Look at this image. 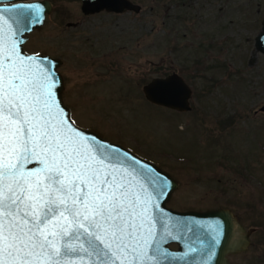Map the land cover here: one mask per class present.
Returning <instances> with one entry per match:
<instances>
[{
    "label": "rangeland",
    "instance_id": "1",
    "mask_svg": "<svg viewBox=\"0 0 264 264\" xmlns=\"http://www.w3.org/2000/svg\"><path fill=\"white\" fill-rule=\"evenodd\" d=\"M51 1L26 49L62 60L74 121L170 172L180 186L168 205L232 208L256 228L235 264H264V53L255 47L264 0H133L139 13L94 15L81 0ZM177 10L191 18L166 27ZM172 72L193 88L189 111L145 96L146 83Z\"/></svg>",
    "mask_w": 264,
    "mask_h": 264
},
{
    "label": "snow or ice",
    "instance_id": "2",
    "mask_svg": "<svg viewBox=\"0 0 264 264\" xmlns=\"http://www.w3.org/2000/svg\"><path fill=\"white\" fill-rule=\"evenodd\" d=\"M4 12L16 27L0 23V264H160L170 254L164 235L155 237L152 194L139 181L158 197L170 183L88 137L63 107L57 82L17 50L15 37L40 22L43 7Z\"/></svg>",
    "mask_w": 264,
    "mask_h": 264
},
{
    "label": "water",
    "instance_id": "3",
    "mask_svg": "<svg viewBox=\"0 0 264 264\" xmlns=\"http://www.w3.org/2000/svg\"><path fill=\"white\" fill-rule=\"evenodd\" d=\"M13 4H39L43 7L40 22L33 23L30 26V31L26 30L15 37L19 41L17 50L24 57L34 58L35 71L42 72L48 75L50 81L54 80L57 82L56 92L63 101V107L72 113L71 108L65 104L63 99L64 77L58 70L62 64V60L46 54H30L24 49V43L28 38L27 35L33 30L41 28L47 14L52 11V2L50 0H0V10L11 7ZM81 8L85 14L98 13L104 10L115 13L129 11L139 13L142 10V5L133 0H82ZM5 20L15 30L16 26L9 18V13L4 12L2 14L0 23ZM21 26L28 27L26 22ZM255 47L256 51L264 53V17L261 30L255 37ZM143 91L146 98L153 104L170 107L179 111L192 109V87L177 72H172L166 76L154 77L144 85ZM76 126L84 131L88 137L95 136L98 142L108 146H115L121 152L129 153L131 156L136 157L155 169L161 178L167 179L170 187L167 194L163 197L156 196L153 189L145 184L143 180L139 181L152 194V206L150 207V215L152 217L151 227L155 235L163 234L169 239H177L181 241L182 245H187L192 240V247L205 248V254L192 256V264H230L227 258L228 253L237 252L249 247L251 242L250 236L256 229L245 228L230 208L210 209L205 212L192 210L183 212L172 209L167 203L171 200L173 192L178 188L179 182L170 173L162 169L156 162L138 155L122 144L112 142L94 130L81 127L77 124ZM156 205L159 206L158 209L155 207ZM161 220L162 224L160 223ZM129 258H131V253H129Z\"/></svg>",
    "mask_w": 264,
    "mask_h": 264
},
{
    "label": "flooded vegetation",
    "instance_id": "4",
    "mask_svg": "<svg viewBox=\"0 0 264 264\" xmlns=\"http://www.w3.org/2000/svg\"><path fill=\"white\" fill-rule=\"evenodd\" d=\"M82 2V0H81ZM53 3V2H52ZM82 6V4H81ZM82 10V8H81ZM83 12V11H82ZM101 12H108L106 10L104 11H101ZM101 12H98V13H101ZM84 13V12H83ZM98 13H92V14H86V15H94V14H98ZM108 13H115V12H108ZM85 14V13H84ZM115 14H121V13H115ZM28 40V38H27ZM27 40L26 42L24 43V48L26 49V43H27ZM26 51H28L26 49ZM29 53H42L41 51H28ZM49 55V54H48ZM168 108V107H167ZM171 109V108H169ZM173 111H177V110H174V109H171ZM179 112V111H177ZM176 179V178H175ZM179 186H180V182H179ZM169 207H171L172 209L174 210H177V211H200V212H205V211H208L210 209H218V208H230V207H208V208H186V209H177V208H174L170 205H168ZM232 209V208H231ZM232 211L234 212V210L232 209ZM235 213V212H234ZM238 221L247 229H251L250 227H247L242 221L241 219L238 217V215L235 213ZM256 229V228H254ZM255 232V231H254ZM253 232V233H254ZM252 233V234H253ZM252 234L250 236V240H251V237H252ZM155 237L158 239L160 237V235H155ZM165 237V242H163L161 244V247L162 249H164L168 254H170L168 256L167 259H164L160 262V264H192V256L194 255H197V254H205L206 253V249L205 248H198V247H192V240L189 241V243L187 245H182L181 244V241L177 240V239H172V238H168L166 236ZM194 244V243H193ZM251 244V242H250ZM190 249H195V251H191ZM250 249V245L248 248L246 249H243V250H239L237 252H231V253H228L227 254V258H228V261L230 262V264H235L234 262V256H237V255H242L244 253H246L248 250ZM149 255H151V252H149ZM144 264H156V261L153 260V261H144Z\"/></svg>",
    "mask_w": 264,
    "mask_h": 264
},
{
    "label": "trees",
    "instance_id": "5",
    "mask_svg": "<svg viewBox=\"0 0 264 264\" xmlns=\"http://www.w3.org/2000/svg\"><path fill=\"white\" fill-rule=\"evenodd\" d=\"M177 2H179L180 7H186V3L191 2V0H177ZM171 17L174 18V20H175L174 23L176 25H180L182 23H185L187 19L191 18L190 14L188 15L186 12H185V14H180L179 10H177L176 14L167 13L166 19L164 22L166 24L165 25L166 27H169L168 23H171V20H172ZM175 24H174V26H172L170 28L171 30L176 29L177 26Z\"/></svg>",
    "mask_w": 264,
    "mask_h": 264
}]
</instances>
